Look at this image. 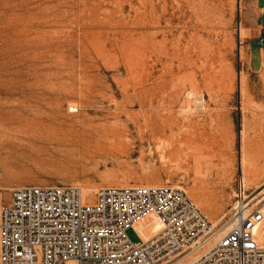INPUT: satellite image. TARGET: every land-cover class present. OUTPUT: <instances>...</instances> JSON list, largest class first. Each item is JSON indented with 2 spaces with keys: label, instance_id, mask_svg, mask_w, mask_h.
<instances>
[{
  "label": "rangeland",
  "instance_id": "obj_1",
  "mask_svg": "<svg viewBox=\"0 0 264 264\" xmlns=\"http://www.w3.org/2000/svg\"><path fill=\"white\" fill-rule=\"evenodd\" d=\"M263 36L264 0H0V205L25 184L161 182L218 238L240 183L264 189ZM200 125L228 131L204 177L184 145Z\"/></svg>",
  "mask_w": 264,
  "mask_h": 264
},
{
  "label": "built area",
  "instance_id": "obj_2",
  "mask_svg": "<svg viewBox=\"0 0 264 264\" xmlns=\"http://www.w3.org/2000/svg\"><path fill=\"white\" fill-rule=\"evenodd\" d=\"M245 191L241 182L234 224L215 238L181 186H102L90 199L74 185H19L0 205V264H264V231L248 230L264 221V189ZM150 215L158 226L143 237L137 224Z\"/></svg>",
  "mask_w": 264,
  "mask_h": 264
},
{
  "label": "bare ground",
  "instance_id": "obj_3",
  "mask_svg": "<svg viewBox=\"0 0 264 264\" xmlns=\"http://www.w3.org/2000/svg\"><path fill=\"white\" fill-rule=\"evenodd\" d=\"M164 105H165V103H164ZM164 129H166V127L163 126V130ZM197 129H198L197 134H193V138H191L189 141H185L184 145L185 146L186 145L191 146V147H196V146L198 147L197 151H193L192 156L196 162L195 166H197L196 172H197L198 176L204 177V176L208 175L207 170L211 167L210 161H212L213 159L205 160V162H203V157L208 152H211V153H213V155H216L219 151L223 152L224 150H226V148H224V147L222 148V143L225 140V138L227 137L228 131L225 129V127H222V126L208 127L207 125H200ZM249 129L250 128L245 126L241 131V143H240V145H241V152H242V164H248L249 160L251 159V153L249 151V148H251V146L254 142V139L252 137H249V131H250ZM62 133L67 134L68 131H63ZM71 133H73V132H71ZM74 133L75 134H82L83 131L81 132L80 130H77ZM255 138L257 141L261 140L260 136H255ZM202 166H204V170H206L205 172L203 171ZM151 184L152 185H154V184L155 185H161L162 183L161 182H154ZM81 190L86 195V193L91 192L94 189H92L91 187L90 188L88 187V188H82ZM195 193L200 194V192H198V191H196ZM245 209L246 210L244 212L240 211L238 214H242V215L250 214L252 212L253 208L247 207ZM234 218H235V214L228 221H226L224 224L221 225L218 232L223 234V233H226L228 230H230L234 224L233 223ZM157 226H158V221L154 215L148 216L143 221H141L137 224V227H139V229H141L143 237H147L149 235L150 230L153 228H156ZM214 228H215V226L213 227V229ZM248 230L253 231V233H255V234L262 233L264 231V221H259L258 223H252L251 228ZM207 240H209V237L207 238ZM179 261L181 262V264L187 263V261L184 258H180Z\"/></svg>",
  "mask_w": 264,
  "mask_h": 264
},
{
  "label": "crops",
  "instance_id": "obj_4",
  "mask_svg": "<svg viewBox=\"0 0 264 264\" xmlns=\"http://www.w3.org/2000/svg\"><path fill=\"white\" fill-rule=\"evenodd\" d=\"M261 42L264 40V36L259 39ZM264 63V43H260L257 45V49H255L254 57H253V64L255 66L263 65Z\"/></svg>",
  "mask_w": 264,
  "mask_h": 264
}]
</instances>
